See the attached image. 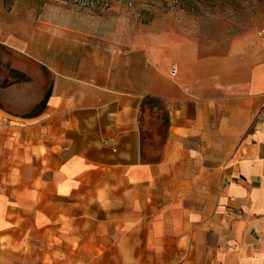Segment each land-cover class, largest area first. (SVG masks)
<instances>
[{
  "label": "crops",
  "instance_id": "crops-1",
  "mask_svg": "<svg viewBox=\"0 0 264 264\" xmlns=\"http://www.w3.org/2000/svg\"><path fill=\"white\" fill-rule=\"evenodd\" d=\"M51 34L50 55L30 54L51 72L36 147L61 181L55 194L73 196L83 181L84 214L96 202L105 218L78 222L69 202L71 216L45 224L51 251L33 253L28 235L0 234L13 242L2 251L19 257L11 264H91L93 236L103 245L99 264H264V126L255 120L264 105L263 10L209 31L75 15ZM0 40L29 51L6 29Z\"/></svg>",
  "mask_w": 264,
  "mask_h": 264
},
{
  "label": "rangeland",
  "instance_id": "rangeland-1",
  "mask_svg": "<svg viewBox=\"0 0 264 264\" xmlns=\"http://www.w3.org/2000/svg\"><path fill=\"white\" fill-rule=\"evenodd\" d=\"M261 10L264 12V0H0V30L22 38L29 48L28 53L19 52L0 40V234L28 235V248L33 253L37 248L51 251V242L45 240L51 227L45 224L52 219H67L69 202L76 204L72 218L78 222L105 218L94 206L96 202L92 213L84 214L83 206L90 199H85L83 181H79L73 196L55 194L61 181L53 180L54 164L49 158L42 159L41 147H36L39 140L34 123L45 106L51 72L30 54L37 47L50 55L55 45L53 23L68 26L75 15L112 14L139 21L141 29L172 21L196 31H209L229 27L230 23L243 26L251 13ZM59 47L67 51L66 40H61ZM15 125L24 126L27 133L10 132V126ZM75 230L76 250L82 252V225L76 224ZM12 243L9 239L0 242V264H11L19 258L11 256L12 250L2 251ZM20 246L15 245L17 251ZM102 247L93 236L92 244L86 247L94 254L91 264L100 263Z\"/></svg>",
  "mask_w": 264,
  "mask_h": 264
},
{
  "label": "built area",
  "instance_id": "built-area-1",
  "mask_svg": "<svg viewBox=\"0 0 264 264\" xmlns=\"http://www.w3.org/2000/svg\"><path fill=\"white\" fill-rule=\"evenodd\" d=\"M255 120H258L259 121V123L260 124H262L263 126H264V105H262L259 109H258V111H257V113H256V115H255ZM254 120V121H255ZM236 214L237 212H236V210H234V211H226L225 212V214L226 215H229V214Z\"/></svg>",
  "mask_w": 264,
  "mask_h": 264
}]
</instances>
